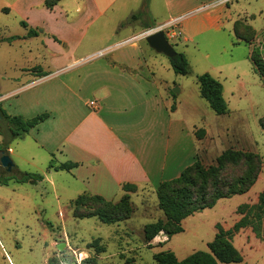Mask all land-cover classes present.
<instances>
[{
  "label": "rangeland",
  "instance_id": "374dc122",
  "mask_svg": "<svg viewBox=\"0 0 264 264\" xmlns=\"http://www.w3.org/2000/svg\"><path fill=\"white\" fill-rule=\"evenodd\" d=\"M120 3L125 5H115L107 16L87 26L81 46L65 49L67 56L58 66L61 67L57 73L80 71L97 59L108 57L112 49L140 43L151 72L169 99L174 116L185 118L197 129L203 127L202 121H222L221 126L226 127L221 143L202 144L197 157L201 164L205 167L215 165V159L223 148L252 152L261 157L259 181L257 179L258 182L243 194L219 198L212 207L188 216L182 221L181 232L168 238L160 231L150 241L145 239L144 227L164 217L156 189L128 188L126 202L120 204L124 192L114 200L104 199L111 205H100L99 213L106 219L103 221L97 215L74 216L69 200L77 195V187L72 186V178L65 172H60V175L68 181L55 176L54 188L39 181L33 187L27 186L26 191L19 185L18 197L9 187L0 186V264H156L155 256L168 251L175 255L177 261L192 264L186 262L192 254L200 251L211 254L207 244L214 240L220 229L232 231V235H228L229 242L241 261L219 264H264V213L257 208L258 197L264 191V130L259 126V119L264 116V79L246 60L247 45H250L251 50L254 48L264 61V0H234L229 3L237 15L234 27L248 40L239 46L233 45L229 27H226L229 31L220 32L206 30L193 33L190 30L188 34L195 36L190 41H183L185 31L179 25L184 16L165 22L167 17L161 0H122ZM145 4L149 5L150 13L129 22L130 15L145 13L142 11ZM64 6L68 12L73 8V4L67 1ZM117 20L120 34L111 35L109 27ZM161 26H167L161 29L174 50L186 56L190 74H176L169 58L156 52L145 41L148 34ZM106 44H112V47L98 50ZM219 64L226 66L223 73L228 78L222 79L220 75L225 86H236L234 93L225 92L229 112L221 115L213 112L199 95L195 78L197 74L209 73L217 79L216 67ZM235 72L240 77L238 80L233 75ZM88 93L80 95L83 108L84 102L90 100ZM26 141L27 138H16L8 145L24 153H34L35 149L27 147ZM49 161H43L37 155L29 162L14 160L19 168L42 176V170H35L46 167ZM230 169L234 173L232 166ZM5 178L8 184L13 185L10 183L13 182L12 177ZM67 183L71 184L70 193L61 191V184L65 186ZM89 200L86 201L90 203ZM114 204L116 208L111 207ZM86 211L95 212V209Z\"/></svg>",
  "mask_w": 264,
  "mask_h": 264
},
{
  "label": "crops",
  "instance_id": "0c3cea01",
  "mask_svg": "<svg viewBox=\"0 0 264 264\" xmlns=\"http://www.w3.org/2000/svg\"><path fill=\"white\" fill-rule=\"evenodd\" d=\"M44 1L0 0V107L9 115L27 118L48 113L44 121L21 138H27L25 145L35 152L24 153L9 145L7 155L15 166L8 171L0 165V174L1 170L10 176L27 171L15 164V158L29 162L37 155L43 161L74 162L77 165L70 170H54L48 165L37 168L35 171L42 170L43 174L39 182L54 188V177L67 180L60 175L65 172L72 178V186L77 187L75 197L87 192L114 200L123 194L122 187L127 183L155 190L161 182L178 177L191 165L202 144L222 142L226 131L220 124L222 121H202L200 129L205 133L198 138L195 124L173 115L169 99L151 72L140 43L112 49L108 57L97 59L80 71L57 73L66 59L65 49L81 46L87 26L107 16L115 5H125L120 3L122 0H59L52 8H47ZM65 1L73 4L70 12L64 6ZM233 1L161 0L165 22L184 16L179 25L185 31L183 41L195 36L188 34L190 30L193 33L230 30L233 45L239 46L242 42L233 34L237 15L229 6ZM142 11L144 16L151 9L145 4ZM20 21L27 26L23 27ZM118 23L117 20L116 25L109 27L111 35L120 34ZM29 28L36 29L37 35L27 36ZM12 35L20 38L3 40ZM247 46L246 60L250 61L251 47ZM224 65L216 67L223 98L226 91L232 94L236 89L235 84L226 87L221 80L220 75L222 79L228 78L223 73ZM233 75L237 80L240 78L236 72ZM82 92L90 95L84 108ZM10 183L13 185L0 186L9 187L15 197L19 196V185L23 191L35 185L19 184L15 179ZM71 184H61V191L70 193Z\"/></svg>",
  "mask_w": 264,
  "mask_h": 264
},
{
  "label": "trees",
  "instance_id": "16d2710c",
  "mask_svg": "<svg viewBox=\"0 0 264 264\" xmlns=\"http://www.w3.org/2000/svg\"><path fill=\"white\" fill-rule=\"evenodd\" d=\"M59 0H45L44 5L52 8ZM143 17L142 13H134L129 16V22L135 21ZM23 27L27 24L20 21ZM252 28V27H251ZM252 30H254L252 28ZM38 31L29 28L27 36H35ZM254 33V31H253ZM233 34L237 41L247 43L245 35L240 34L239 30L233 25ZM20 38L18 35H12L3 40L11 42ZM254 49V48H253ZM250 51L249 59L253 66V70L261 78L264 79V61L257 56L254 50ZM171 67L176 74L188 75L191 68L186 56L183 53H176L169 58ZM200 96L206 100L208 106L216 114L228 113V105L222 95L221 83L211 76L209 73L197 74L195 76ZM48 117V113H40L33 117H24L22 115H9L0 107V135L2 141L0 143V157L8 154V143L16 138H22L29 130L37 126L40 122ZM259 126L264 130V116L259 119ZM204 129H198L195 134L198 138L204 135ZM198 157V156H197ZM215 165L204 166L196 158V160L187 166L178 177L171 180L161 182L156 188L159 208L162 210L164 217L156 222L147 224L144 229V236L150 241L155 235L162 231L168 238L183 230L182 221L195 212L212 207L219 198L230 197L232 195L243 194L247 192L257 181L262 169L261 157L252 152H246L236 149H225L215 159ZM77 164L74 162L55 163L50 160L48 168L54 170H70ZM15 165H13L14 167ZM232 166L234 173L231 172ZM0 183L7 184L5 177H12L18 182H31L42 180L43 176L31 172H18L16 175H5L6 170H1ZM133 184H124L122 196L119 204L126 202V192L128 188H136ZM90 199V203L86 201ZM94 202V203H93ZM96 202V204H95ZM93 203V204H92ZM71 204L74 208L75 217H85L97 215L101 220H106L101 215L100 205L109 206V201L104 200L99 195L89 194L87 192L79 194ZM116 204L112 205V208ZM257 208L264 213V191L258 197ZM87 209H95L94 211H86ZM259 217V216H258ZM243 223V222H241ZM232 231L218 230L213 241L207 244L210 253L200 251L192 254L186 260L192 264H219L241 261L235 248L229 242L228 235ZM232 235V234H231ZM156 264H184L177 261L172 252H160L155 256Z\"/></svg>",
  "mask_w": 264,
  "mask_h": 264
},
{
  "label": "water",
  "instance_id": "95a60500",
  "mask_svg": "<svg viewBox=\"0 0 264 264\" xmlns=\"http://www.w3.org/2000/svg\"><path fill=\"white\" fill-rule=\"evenodd\" d=\"M145 41L156 52L166 55L168 58H172L177 52L173 46L168 42L166 35L162 29L156 30L145 37ZM0 165L6 170H11L13 162L9 155L3 154L0 157Z\"/></svg>",
  "mask_w": 264,
  "mask_h": 264
},
{
  "label": "built area",
  "instance_id": "2783aa9c",
  "mask_svg": "<svg viewBox=\"0 0 264 264\" xmlns=\"http://www.w3.org/2000/svg\"><path fill=\"white\" fill-rule=\"evenodd\" d=\"M170 22H171V21H170ZM165 27H167V26H165ZM165 27H162V26H161L159 29H161V28H163V29H164ZM97 54H98V55H101V53H100V52H98ZM90 105H94V101H90Z\"/></svg>",
  "mask_w": 264,
  "mask_h": 264
}]
</instances>
